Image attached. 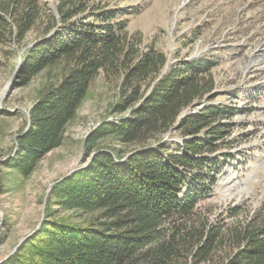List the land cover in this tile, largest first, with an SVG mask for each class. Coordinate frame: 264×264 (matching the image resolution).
<instances>
[{
	"label": "trees",
	"instance_id": "trees-1",
	"mask_svg": "<svg viewBox=\"0 0 264 264\" xmlns=\"http://www.w3.org/2000/svg\"><path fill=\"white\" fill-rule=\"evenodd\" d=\"M54 10L45 11L41 0H0V44L11 38L20 44L39 22L45 31L24 52L17 85L50 68L62 73L30 110L6 167L31 176L62 145L100 73L122 76L114 110L129 113L93 133L88 151L107 136L139 147L130 154L91 149L84 168L52 187L42 225L0 264H183L192 256L205 261L221 237L194 216L223 173L224 154H215L228 145L238 111L215 103L216 59L207 53L168 66L162 52L129 33L130 12L103 0H57ZM207 15L184 39L191 43L204 32L213 19L212 12ZM227 233L238 247L236 264H264V203Z\"/></svg>",
	"mask_w": 264,
	"mask_h": 264
},
{
	"label": "rangeland",
	"instance_id": "rangeland-1",
	"mask_svg": "<svg viewBox=\"0 0 264 264\" xmlns=\"http://www.w3.org/2000/svg\"><path fill=\"white\" fill-rule=\"evenodd\" d=\"M41 2L45 11L55 12L57 0ZM103 5L128 10L129 33L139 34L142 46L152 45L170 65L207 53L216 59L215 103L238 111L228 145L215 154H224L223 173L194 218L221 238L205 261L198 263V256H192L183 264H236L238 247L227 232L245 224L264 203V0H103ZM210 12L213 19L204 32L191 43L184 39ZM237 28L239 34L229 36ZM44 35L39 22L20 44L13 38L0 44V262L42 225L52 187L84 168L91 149L116 148L130 154L139 147L107 136L96 139L88 151L93 133L129 113L117 115L114 110L122 95V76L100 73L60 147L47 154L28 178L6 167L15 156L18 137L28 127L30 110L62 74L54 67L35 75L26 86L17 85L24 52Z\"/></svg>",
	"mask_w": 264,
	"mask_h": 264
},
{
	"label": "water",
	"instance_id": "water-1",
	"mask_svg": "<svg viewBox=\"0 0 264 264\" xmlns=\"http://www.w3.org/2000/svg\"><path fill=\"white\" fill-rule=\"evenodd\" d=\"M53 9H54V7H53ZM33 45H34V44H33ZM169 65H170V64H168V66H169ZM27 238H28V237H26L23 241H21V243L24 242ZM21 243H20V244H21ZM20 244H19V245H20ZM15 251H16V250H14V252H15ZM14 252H13V253H14Z\"/></svg>",
	"mask_w": 264,
	"mask_h": 264
}]
</instances>
